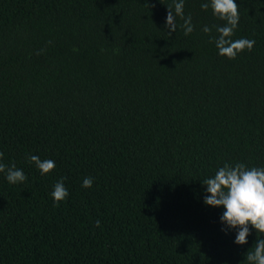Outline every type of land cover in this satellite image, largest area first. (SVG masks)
<instances>
[{
    "label": "trees",
    "instance_id": "16d2710c",
    "mask_svg": "<svg viewBox=\"0 0 264 264\" xmlns=\"http://www.w3.org/2000/svg\"><path fill=\"white\" fill-rule=\"evenodd\" d=\"M205 2L169 36L173 0H0V152L27 177L0 173V264H247L264 234L235 244L202 182L264 167V0H236L235 59Z\"/></svg>",
    "mask_w": 264,
    "mask_h": 264
},
{
    "label": "clouds",
    "instance_id": "9594fccd",
    "mask_svg": "<svg viewBox=\"0 0 264 264\" xmlns=\"http://www.w3.org/2000/svg\"><path fill=\"white\" fill-rule=\"evenodd\" d=\"M166 7L165 28L170 29L169 36L177 30V17L183 20L182 27L185 36L194 31L191 16H184V0H173V3ZM209 7L212 9L213 15L225 21L223 26H213L219 34L218 37L213 38L219 55L235 59L245 49L251 51L255 45V40L232 39L240 19L236 0H210V3L201 4L203 10H208ZM202 31L210 34L212 28L205 26ZM3 155V152H0V173L6 174L8 183L25 182L27 177L24 172L16 168L15 164L5 165L2 162ZM29 159L40 170L41 175H46L55 168V162L51 159L41 161L36 155H31ZM63 180L64 178H61L54 185V190L51 193L57 204L69 195ZM92 184L93 179L86 177L82 187L91 188ZM202 184L206 185L207 193L204 197V203L214 208H224L220 220L226 225V228L222 231L227 233L228 230L237 229L235 244L245 245L248 243L247 237L251 234L250 228L255 229L257 234H264V167L248 168L244 163L234 165L225 163L223 167L218 169L214 177L205 179ZM96 226H100L99 220L96 221ZM253 245V250H248L245 254L247 264H264V239L257 235Z\"/></svg>",
    "mask_w": 264,
    "mask_h": 264
}]
</instances>
